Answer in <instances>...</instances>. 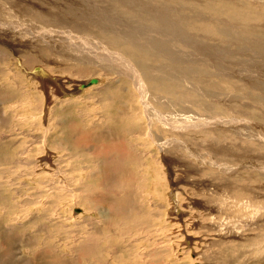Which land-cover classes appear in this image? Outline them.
I'll return each instance as SVG.
<instances>
[{"label": "rangeland", "instance_id": "obj_1", "mask_svg": "<svg viewBox=\"0 0 264 264\" xmlns=\"http://www.w3.org/2000/svg\"><path fill=\"white\" fill-rule=\"evenodd\" d=\"M13 1L15 11L0 10V39L14 42V51L0 43V264H264V43L256 42L264 41V0H184L185 22L174 21L192 45L183 63H170L173 72L188 67L185 99L149 86L156 97L147 93L146 102L107 55L119 49L87 24L105 6L126 28L149 23L145 14L106 0H59L43 10L65 20L55 23L21 12L36 0ZM49 30L54 41L39 35ZM143 57L145 67L131 59L141 74L162 79L169 61ZM90 78L97 83L81 88Z\"/></svg>", "mask_w": 264, "mask_h": 264}, {"label": "bare ground", "instance_id": "obj_2", "mask_svg": "<svg viewBox=\"0 0 264 264\" xmlns=\"http://www.w3.org/2000/svg\"><path fill=\"white\" fill-rule=\"evenodd\" d=\"M19 1V0H18ZM76 1H87V0H76ZM99 1H101V2H103V1H105V0H99ZM106 1H108L109 2V4H116V5H118V6H121L122 8H123V10L125 11V12H127L128 14H130V15H132V14H134V16H136L137 14H145L142 18H140L141 20H143V21H149V23L151 24H149V23H146V24H144V25H142L141 24V22H140V24H138V26L139 27H141V29L138 27V26H133V27H128V28H126V25H124L123 24V22L122 21H120V22H117L114 18H108L107 19V17L111 14L110 13V11H109V9H108V7L107 6H105V7H100V9H97L95 12H94V14L92 15V16H89V20H88V22H87V24H89V25H95L97 28H98V30H99V34H100V36L103 38V39H105L109 44H111V45H113V46H116V48H118L119 50H122V51H124V52H120L119 50H116V51H112V50H110V49H108L107 48V50H108V54L107 55H109V58H111L114 62H116V64H119V66L117 67L116 66V68H118L119 70H120V73H121V75H128L129 76V78H131V81L135 84V87L137 88V89H139V90H141L142 92H143V94L141 95L142 96V99H143V101H145L146 100V98L144 97V96H147V93H149L151 96H153L154 98L156 97L155 95H153V93H152V91L151 90H147V87H149V86H151L152 88H154V89H157L158 91H160L162 88H164V90L163 91H165V92H167V97H172V98H174V97H177V98H179V99H185V93H186V91L185 90H181L180 91V87L182 86V83H183V78H184V76H186V74H188L187 72L188 71H186V69L188 68V67H184V69H183V67H176L175 68V70H174V72H173V69H172V65H171V63L173 62V63H175V62H180V63H183V61H184V59L186 60V57H184V47L185 46H191L192 44L190 43V41H189V39H188V35H187V33L184 31L185 29H184V27H181L180 25H178L174 20H177V21H179V22H183V20H184V18H183V15H184V0H106ZM105 1V2H106ZM30 2V1H29ZM28 2V3H29ZM62 2H64L65 4H70V5H73V4H71L72 2H70L69 0H62ZM153 2L157 5V7L155 6V4H153ZM20 3V2H19ZM23 3V2H22ZM31 3V2H30ZM34 3L36 4V5H34L33 7H31V6H28L29 4H27V3H25L24 2V4L22 5H20V9H21V12L24 14V15H39V17H41V18H43V17H46V16H44L43 15V10H48V9H46L45 7H47L48 6V8L50 7V9H52V7H53V9H58L59 8V3H60V1L59 0H36V1H34ZM107 3V2H106ZM105 3H103V5H104ZM153 4V5H152ZM15 6H17V2H14L13 0H0V10L2 11V12H4V14H7V13H9L13 8L12 7H15ZM117 8V7H116ZM49 9V10H50ZM14 10V9H13ZM117 10V9H116ZM121 10V9H120ZM15 11V10H14ZM52 11V10H51ZM122 11V10H121ZM118 12H120V11H118ZM52 13V12H51ZM54 13V12H53ZM168 13H173L174 14V18H173V24L170 22V20H169V17H167V15L166 14H168ZM12 14V13H11ZM16 14V13H15ZM82 14V13H81ZM80 14V15H81ZM112 14H113V12H112ZM13 15V14H12ZM16 15H18V14H16ZM169 15V14H168ZM230 15V14H229ZM8 16V15H7ZM9 16H10V14H9ZM82 16V15H81ZM101 16L103 17V21H100L99 19L101 18ZM124 16H126V15H124ZM237 16H239V12H238V10H235L234 11V15H232L231 14V17H237ZM28 17V16H27ZM36 17V16H35ZM72 17V16H71ZM132 17V16H131ZM2 18V17H1ZM8 19H9V17H7ZM29 18V17H28ZM31 18V17H30ZM124 18V17H123ZM138 18V19H139ZM6 19V18H5ZM31 19H34V18H31ZM38 19V18H37ZM37 19L35 18L34 20L35 21H37ZM83 19H85V18H83ZM87 19V18H86ZM46 20L47 21H51V22H55V23H57V22H62V21H65V20H63V19H61V18H59L58 20H57V16H56V14L53 16V15H49V16H47L46 17ZM131 20V19H130ZM135 20V19H134ZM3 21L4 20H0V25H1V23H3ZM74 21H76V20H74ZM172 21V20H171ZM10 22V21H9ZM13 22V21H12ZM12 22H10V23H12ZM101 22V23H100ZM154 22H157V23H159L160 25H157V23H155L156 24V26L157 27H159V28H157L155 25H152ZM184 22H185V20H184ZM4 23H6L5 21H4ZM16 23V22H15ZM23 23V22H22ZM24 23H26V22H24ZM135 23V22H134ZM14 24V23H13ZM27 24V23H26ZM11 25V24H10ZM17 25H19V24H17ZM28 25V24H27ZM36 25H37V23H36ZM83 25V24H82ZM164 25H167L168 26V28H162V26H164ZM211 25V28H212V32L215 34V32H214V30H219L221 33H223V34H225V35H227L228 37H231V32L227 29V28H220V27H216L214 24H210ZM5 26V25H4ZM15 26V25H14ZM85 26V25H84ZM95 26H93V27H95ZM149 26H151V28H153L154 30H155V28L153 27V26H155L157 29L154 31L153 29L151 30V31H153V32H159V34L161 35H156V34H154L153 32H151L150 30H149V34H147L146 33V31H145V29H142V28H146V27H149ZM186 26V25H185ZM7 28H8V25H7ZM12 28V27H11ZM28 28V27H27ZM52 28V27H51ZM85 28H87V27H85ZM124 28H126V29H124ZM10 29V28H9ZM20 29V28H19ZM79 29V28H78ZM150 29V28H149ZM158 29H160V30H158ZM164 29V30H163ZM184 29V30H183ZM189 29H190V27H189ZM1 30V29H0ZM11 30V29H10ZM17 30V29H16ZM15 30V31H16ZM35 30V29H34ZM34 30L32 31V32H34ZM36 30H37V28H36ZM35 30V31H36ZM148 30V29H147ZM2 31V30H1ZM28 31H29V29H28ZM47 31V30H46ZM191 31V30H190ZM11 32V31H10ZM53 32L54 31H50L49 30V33H46V32H44L43 34H39V35H41L42 37H43V39L44 38H46V39H50V40H52L53 38H55L57 35H55L54 37L52 36V34H53ZM55 32H57V34H61V32L62 31H59V30H56ZM95 32V31H94ZM97 32V31H96ZM151 32V33H150ZM2 34V33H1ZM4 34V33H3ZM16 34V33H15ZM34 34V33H33ZM37 34H38V32H37ZM30 34H28V36H29ZM35 36H37L36 34H34ZM96 35V34H95ZM98 35V34H97ZM3 36V35H2ZM19 36V35H18ZM27 36V37H28ZM213 36H219V35H213ZM15 37V36H14ZM34 37V36H33ZM58 37V36H57ZM99 37V36H98ZM219 37H221V36H219ZM2 38V37H1ZM10 38V37H9ZM13 38V37H12ZM16 38V37H15ZM35 38V37H34ZM40 38V37H39ZM75 38V37H74ZM80 38V37H79ZM8 39V38H7ZM38 39V38H37ZM45 39V40H46ZM76 39V38H75ZM102 39V40H103ZM77 40V39H76ZM233 40V39H232ZM17 41V40H16ZM15 41V42H16ZM21 41V40H20ZM20 41H19V43H20ZM53 41H54V39H53ZM4 42V44H6V46H5V49L6 48H8V49H11L12 51H14V46H13V43L10 41H7V40H5V39H0V43H3ZM18 42V41H17ZM16 42V43H17ZM22 42V41H21ZM85 42V41H84ZM258 44H260L261 42L262 43H264V41L263 40H258V41H256ZM15 43V44H16ZM23 43V42H22ZM32 43V42H31ZM52 43V42H51ZM53 43H55V42H53ZM100 43V42H99ZM48 44V43H47ZM56 44V43H55ZM85 44V43H84ZM98 44V43H97ZM101 44V43H100ZM1 46H3V45H1ZM53 45H51V47H52ZM92 46H94V45H92ZM29 47V46H28ZM54 47V46H53ZM73 47V46H72ZM95 47L96 46H94V49H95ZM102 47H104V46H102ZM107 46H105V48H106ZM22 50H23V47H20ZM111 49H112V47H110ZM216 48V47H215ZM17 49V48H16ZM25 49V48H24ZM27 49V48H26ZM50 49L51 48H49V52H50ZM99 49H101V48H99ZM71 50V49H70ZM86 50H88V49H86ZM85 50V51H86ZM96 51H97V49H95ZM104 50V49H103ZM106 50V49H105ZM221 50V49H220ZM17 51V50H16ZM15 51V52H16ZM101 51V53H102V49L100 50ZM149 52L150 54H158V56L159 57H163V58H165V59H167L168 61H169V65H168V67L165 69V71L164 72H160L159 71V69L157 68V71H159V77L160 78H162V79H157L156 77H155V74L153 73V71L152 70H150V69H146L144 72H143V74H141L142 73V71L140 72L138 69H137V63L139 64V65H141L144 61H145V59H144V57H143V52L145 53V52ZM127 52L129 53V55H131V56H127L128 54H127ZM86 53L88 54L89 52H87L86 51ZM96 53H98V52H96ZM105 53V52H104ZM218 53V52H217ZM12 54H14L15 55V58L17 57V58H21L20 57V55H18L17 53H12ZM91 54H93V52L91 53ZM186 54V53H185ZM86 55V54H85ZM89 55V54H88ZM94 55V54H93ZM100 55V54H99ZM104 55V54H103ZM132 55L133 56H135V58L137 59V61H134L135 63H133L132 62ZM207 55V54H206ZM218 55V54H217ZM262 55L264 56V52L262 53ZM24 57H25V59H26V61L27 62H29L28 61V59H27V56L28 55H23ZM79 56V55H78ZM98 56V55H97ZM195 56V55H194ZM94 57V56H93ZM96 57V56H95ZM222 57V56H221ZM10 58V57H9ZM101 58V57H100ZM86 59V58H85ZM103 59V58H102ZM104 59H105V57H104ZM107 59V58H106ZM205 59V58H204ZM203 59V60H204ZM50 60V59H49ZM209 60V59H208ZM83 61V60H82ZM87 61H88V59H87ZM99 61V60H98ZM170 61H172L171 63H170ZM212 61V60H211ZM211 61H209V62H211ZM215 61V60H214ZM23 62V61H22ZM81 62V61H80ZM92 62V61H91ZM96 62V61H95ZM109 62V61H108ZM192 62V61H191ZM205 62H206V60H205ZM209 62H207V64L209 63ZM253 62V61H252ZM20 63H21V60H20ZM32 63V62H31ZM83 63V62H82ZM106 63V62H105ZM190 62H188V64H189ZM37 64H39V63H34V64H32V65H37ZM91 64V63H90ZM94 64V63H93ZM176 64V63H175ZM187 64V63H186ZM187 64V65H188ZM210 64V63H209ZM21 65H23V63H21ZM104 65V64H103ZM190 65V64H189ZM112 66V65H111ZM143 66L145 67L146 65L143 63ZM159 66V65H158ZM165 66V65H164ZM260 66V65H259ZM61 67V66H60ZM95 67V66H94ZM195 67V66H194ZM198 67H200V66H198ZM202 67V66H201ZM201 67H200V69H201ZM210 67V66H209ZM214 67V66H213ZM216 67H217V65H216ZM105 68V67H104ZM207 68V67H206ZM212 68V67H211ZM245 68H246V66H245ZM259 68V67H258ZM257 68V69H258ZM23 69H25V68H23ZM40 68L39 67H36V71L37 70H39ZM113 69V68H112ZM190 69V68H189ZM216 69V68H215ZM260 69V68H259ZM28 70V69H27ZM30 70H32V69H30ZM64 70V69H63ZM192 70V69H191ZM212 70H214V69H212ZM211 70V71H212ZM132 73H131V72ZM226 72H227V70H225ZM262 71V70H261ZM27 72V71H26ZM41 72V71H40ZM51 72V71H50ZM98 72V71H97ZM96 72V73H97ZM172 72H173V74H172ZM193 72V71H192ZM199 72V71H198ZM239 72H241V71H238V73ZM27 73H29V72H27ZM32 74H34V75H32V76H35V77H37L36 76V73L33 71V72H31ZM31 73H29V74H31ZM42 73V72H41ZM40 73V74H41ZM102 73V72H101ZM169 73H171V74H169ZM215 72H213V74H214ZM229 73V72H228ZM231 73V72H230ZM237 73V74H238ZM100 74V73H99ZM192 74V73H191ZM234 74V73H233ZM38 75V74H37ZM142 75H143V77H144V79L142 78ZM189 75V74H188ZM197 75V74H196ZM200 75H201V73H200ZM230 75V74H229ZM239 75V74H238ZM241 75V74H240ZM238 76L239 77V79H241V81H243L244 83H247V85H250V84H248V82H250V80H247V79H250L251 77H249V78H246V76ZM246 75V74H245ZM31 76V77H32ZM213 77H215L216 76V74H215V76L214 75H212ZM222 76H223V74H222ZM250 76V75H249ZM34 77V78H35ZM40 77H41V75H40ZM187 77V76H186ZM198 77V76H197ZM217 77V76H216ZM248 77V76H247ZM258 77H260L261 78V80H262V85H264V77H263V74H260ZM125 78V77H124ZM169 78H170V80H172V81H169L168 83L170 84V85H168V83H167V80H169ZM198 78H200V77H198ZM232 78V77H231ZM41 79V78H40ZM91 79V78H90ZM134 81H133V80ZM144 80L146 81V84H144ZM198 80V79H197ZM210 80V79H209ZM127 81H130L129 79L127 80ZM232 81V80H231ZM65 82V81H64ZM85 82H88V81H85ZM81 83V82H80ZM79 83V84H80ZM187 83V82H186ZM203 83V82H202ZM240 83V82H239ZM244 83H242V84H244ZM47 84H49V83H45V85L46 86H48ZM82 84V83H81ZM80 84V85H81ZM125 84H127V83H125ZM201 84V83H200ZM232 84V83H231ZM131 85V84H130ZM217 85V84H216ZM238 85V84H237ZM142 86V87H141ZM211 86H213L214 87V85H211ZM220 86V85H219ZM79 87V85L77 86V88ZM100 87V86H99ZM123 87V86H122ZM162 87V88H161ZM184 87V86H183ZM234 87V86H233ZM47 88V87H46ZM130 88V87H129ZM161 88V89H160ZM174 88H176L177 90L175 91L174 90ZM241 88H243V87H241ZM125 89H126V87H125ZM144 89H146V90H144ZM160 89V90H159ZM195 90V89H194ZM210 90V89H209ZM140 91V92H141ZM157 91V92H158ZM139 92V91H138ZM198 92V91H197ZM221 92V91H220ZM155 93V92H154ZM163 93V92H162ZM169 93V94H168ZM222 94V93H221ZM224 94V93H223ZM222 94V95H223ZM135 95V94H134ZM163 95H164V93H163ZM166 95V94H165ZM199 95V94H198ZM191 96L193 97V94H191ZM201 96V95H200ZM140 97V96H139ZM160 97V96H159ZM201 97H203V96H201ZM136 98V97H135ZM172 98H170V99H172ZM194 98V97H193ZM136 99H138V97L136 98ZM148 99V98H147ZM160 99H161V97H160ZM169 99V100H170ZM201 99V98H200ZM262 99V98H261ZM154 100V99H153ZM163 100H164V98H163ZM168 100V99H167ZM130 101H133L132 99L130 100ZM137 101V100H136ZM140 101H141V99H140ZM162 101V100H161ZM172 101V100H171ZM175 101V100H174ZM138 102V101H137ZM142 102V101H141ZM146 102V101H145ZM163 102H165V101H163ZM185 102V101H184ZM190 102H192V101H190ZM195 102V101H194ZM193 102V103H194ZM133 103V102H132ZM134 103L135 104H137L136 102H135V99H134ZM140 103V102H139ZM143 103V102H142ZM141 103V104H142ZM160 103V102H159ZM171 103V102H170ZM192 103V104H193ZM145 104V103H144ZM126 105H128V103L126 104ZM138 105V104H137ZM148 105V104H147ZM156 105V104H155ZM159 105V104H158ZM180 105V104H179ZM203 105V104H202ZM216 105V104H215ZM125 106V105H124ZM134 106H136V105H134ZM142 106V105H141ZM160 106V105H159ZM128 107H129V105H128ZM138 107V106H137ZM145 107V106H144ZM146 107H148V106H146ZM150 107V106H149ZM170 107H172V106H170ZM190 107V106H189ZM195 107H197V106H195ZM133 109H134V107H132ZM155 108V107H154ZM157 108V107H156ZM166 108H167V105H166ZM171 109V108H170ZM186 109V108H185ZM204 109V108H203ZM206 109V108H205ZM204 109V110H205ZM145 110V109H144ZM161 110V109H160ZM172 110V109H171ZM188 110V109H187ZM186 110V111H187ZM194 110V109H193ZM192 110V111H193ZM143 111V110H142ZM147 111V110H146ZM155 111V110H154ZM157 111V110H156ZM170 111V110H169ZM189 111V110H188ZM208 111V110H207ZM131 112V111H130ZM133 112V111H132ZM131 112V115L133 114ZM172 112H174V111H172ZM149 113V115L151 116V114H152V111H150V112H148ZM159 113V112H158ZM169 113V112H168ZM167 113V114H168ZM193 112H191V114H192ZM206 113V112H205ZM208 113V112H207ZM156 114V113H155ZM161 114V113H160ZM170 114H171V112H170ZM197 114V113H196ZM209 114V113H208ZM211 114V113H210ZM172 115V114H171ZM173 115H174V113H173ZM194 115V114H193ZM198 115V114H197ZM214 115H215V112H214ZM51 116V115H50ZM147 116V115H146ZM153 116V115H152ZM155 116V115H154ZM164 116V115H163ZM212 116V115H211ZM217 116H218V114H217ZM216 116V117H217ZM147 117H149V116H147ZM158 117L159 116H157V119H158ZM185 117V116H184ZM204 117V116H203ZM175 117H173V119H174ZM182 118V117H181ZM51 119V118H50ZM172 119V118H171ZM187 119V118H186ZM195 119H197V118H195ZM205 119V118H204ZM118 120V119H117ZM151 120V119H150ZM161 121H164V117L162 118V119H160ZM176 120H177V118H176ZM179 120H181V119H179ZM188 120V119H187ZM191 120V119H190ZM217 120V119H216ZM223 120V119H222ZM152 121H154L153 120V117H152ZM156 121H158V120H156ZM156 121H154V123H156ZM169 121V120H168ZM224 121V120H223ZM222 121V122H223ZM188 122V121H187ZM198 122V121H197ZM197 122H195V123H197ZM209 122V121H208ZM221 122V123H222ZM149 123V122H148ZM179 123H181V122H179ZM203 123V122H202ZM236 123V122H235ZM160 124V123H159ZM185 124V123H184ZM207 124V123H206ZM209 124V123H208ZM213 124V123H212ZM216 124V123H215ZM239 124V123H238ZM241 124V123H240ZM151 125V124H150ZM186 125V124H185ZM190 125V124H189ZM197 125V124H196ZM223 125V124H222ZM236 125V124H235ZM168 126V125H167ZM195 126V125H194ZM209 126V125H208ZM217 126V125H216ZM145 127V126H144ZM181 127V126H180ZM200 127V126H199ZM213 127V126H212ZM228 127V126H227ZM253 127V126H252ZM255 127V126H254ZM260 127V126H259ZM192 128V127H191ZM195 128V127H194ZM197 128V127H196ZM151 129V128H150ZM171 129H172V127H171ZM176 129H177V127H176ZM182 129V128H181ZM186 129V128H185ZM189 129V128H188ZM198 129V128H197ZM201 129V128H200ZM209 129V128H208ZM213 129V128H212ZM240 129V128H239ZM257 129H259L258 127H257ZM144 130V129H143ZM145 130H146V128H145ZM193 130V129H192ZM199 130V129H198ZM197 130V131H198ZM210 130V129H209ZM208 130V131H209ZM217 130V129H216ZM242 130V129H241ZM147 131V130H146ZM163 131V130H162ZM186 131V130H185ZM191 131V130H190ZM195 131V130H194ZM196 131V132H197ZM203 131V130H202ZM207 131V130H206ZM260 131V130H259ZM150 132V131H149ZM156 132V131H155ZM210 132V131H209ZM154 132H152V134H153ZM214 133H215V131H214ZM121 134V133H120ZM188 133H186V135H187ZM141 135V134H140ZM147 135V134H146ZM159 135V134H158ZM193 135V134H192ZM240 135V134H239ZM156 136H157V134H156ZM155 136V137H156ZM252 136V135H251ZM262 136H264L263 134H262ZM165 137H167V136H165ZM171 137V136H170ZM187 137V136H186ZM194 137V136H193ZM196 137V136H195ZM257 137H258V134H257ZM157 138V137H156ZM258 138H260V137H258ZM169 139V138H168ZM176 139V138H175ZM187 139H188V137H187ZM190 139V138H189ZM217 139V138H216ZM225 139V138H224ZM161 140V139H160ZM169 141H171V140H169ZM158 142V141H157ZM173 142V141H172ZM246 142V141H245ZM171 143V142H170ZM176 143H177V141H176ZM161 144V143H160ZM171 145V144H170ZM217 145V144H216ZM169 146V145H168ZM173 146V145H172ZM259 146V145H258ZM215 147V146H214ZM213 147V148H214ZM162 148V147H161ZM126 151V150H125ZM120 153V152H119ZM237 154H240V153H237ZM102 155V154H101ZM103 156V155H102ZM171 156V155H170ZM209 156V155H208ZM216 156V155H215ZM240 156V155H239ZM168 160V159H167ZM217 161V160H216ZM229 162V161H228ZM105 163H106V161H105ZM163 163V162H162ZM166 163V162H165ZM206 163V162H205ZM230 163V162H229ZM168 164V163H167ZM231 164H233V163H231ZM210 168V167H209ZM231 171V170H230ZM232 172V171H231ZM229 173V172H228ZM229 174H231V173H229ZM119 175V174H118ZM227 177V176H226ZM113 178V177H112ZM115 179V178H114ZM126 180V179H125ZM241 180V179H240ZM253 181V180H252ZM125 182V181H124ZM131 182V181H130ZM225 182V181H224ZM239 182V181H238ZM237 182V183H238ZM118 183V182H117ZM129 184V182L127 181L126 183H124L126 186ZM119 184V183H118ZM124 184H122L123 185V187H124ZM132 184V183H131ZM130 184V185H131ZM228 184V183H227ZM250 184V183H249ZM121 185V184H120ZM225 185V184H224ZM234 185V184H233ZM232 184H231V186H233ZM251 185V184H250ZM221 186V185H220ZM128 187V186H127ZM223 187V186H222ZM240 187V186H239ZM249 187V186H248ZM244 188V187H243ZM173 189H174V187H173ZM184 189V188H183ZM221 189V188H220ZM223 189V188H222ZM226 189V188H225ZM224 189V190H225ZM230 189V188H229ZM85 191H88V190H85ZM174 191V190H173ZM220 191V190H219ZM234 191V190H233ZM238 191V190H237ZM242 192V191H241ZM180 193V192H179ZM224 193V192H223ZM79 194V193H78ZM85 194V193H84ZM177 194V193H176ZM247 194H248V192H247ZM86 195V194H85ZM94 195V194H93ZM253 195V194H252ZM81 198H82V195H79ZM87 196H88V194H87ZM254 196V195H253ZM97 197H100V196H97ZM103 197V196H102ZM208 197V196H207ZM77 198H78V196H77ZM84 198V197H83ZM85 198L87 199H89V196L88 197H86L85 196ZM127 198H129V197H127ZM184 198V197H183ZM85 199V200H86ZM105 199H107V198H105ZM126 199V198H125ZM181 199V198H180ZM92 200V199H91ZM102 200H104V198H102ZM107 200H109V198L107 199ZM111 200V199H110ZM117 200H119V199H117ZM127 200V199H126ZM125 200V201H126ZM130 200V199H129ZM183 200V199H182ZM189 200V199H188ZM211 200V199H210ZM248 201H249V199H248ZM115 202H118V201H115ZM119 202H120V200H119ZM122 202V201H121ZM129 201H127V203H128ZM173 202V201H172ZM228 202V201H227ZM179 203V202H178ZM121 205V203H118L117 205ZM122 204H124L123 202H122ZM130 204V203H129ZM186 204V203H185ZM184 204V205H185ZM178 205V204H177ZM191 205V204H190ZM115 205H113V207H114ZM131 206V205H130ZM175 206V205H174ZM173 206V207H174ZM180 206V205H179ZM229 206V205H228ZM119 208H120V206H118ZM123 207V206H122ZM129 207V206H128ZM188 207H185V209H184V211L187 209ZM242 208V207H241ZM84 209V208H83ZM126 209V208H125ZM125 209H123V211L125 210ZM115 210V209H114ZM117 210V209H116ZM118 210H120V209H118ZM128 210V209H127ZM122 211V212H123ZM136 211V210H135ZM175 211H176V209H175ZM182 211H183V209H182ZM239 211V210H238ZM120 212H121V210H120ZM187 212V211H186ZM235 212V211H234ZM174 213V212H173ZM238 213V212H237ZM188 214V213H187ZM219 214V213H218ZM240 214V213H239ZM250 214V213H249ZM182 215V214H181ZM183 216V215H182ZM185 216V215H184ZM187 216V215H186ZM218 217V216H217ZM177 219H178V217H177ZM246 219V218H245ZM256 219V218H255ZM259 219V218H258ZM183 220H185V219H183ZM189 220V219H188ZM244 220V219H243ZM186 221V220H185ZM240 221V220H239ZM182 222V221H181ZM255 222V221H254ZM235 224V223H234ZM250 224V223H249ZM249 227V226H248ZM252 228V227H251ZM235 235V234H234ZM219 237V236H218ZM247 238V237H246ZM250 240V239H249ZM231 241V240H230ZM14 243V242H13ZM243 243V242H242ZM251 243V242H250ZM260 243V242H259ZM243 246V245H242ZM88 249H90V248H88ZM96 250V249H95ZM97 251V250H96ZM256 251V250H255ZM90 252H92V251H90ZM14 253V252H13ZM87 253V252H86ZM94 253V252H93ZM11 254V253H10ZM95 254V253H94ZM257 256V255H256ZM255 257V256H254ZM11 259V258H10ZM198 259V258H197ZM9 260V259H8ZM199 262V261H198ZM257 263V262H256ZM243 264V263H242Z\"/></svg>", "mask_w": 264, "mask_h": 264}, {"label": "water", "instance_id": "obj_3", "mask_svg": "<svg viewBox=\"0 0 264 264\" xmlns=\"http://www.w3.org/2000/svg\"><path fill=\"white\" fill-rule=\"evenodd\" d=\"M97 83V79L96 78H93V79H90L87 83H82L81 84V88H85V87H88L92 84H95Z\"/></svg>", "mask_w": 264, "mask_h": 264}]
</instances>
